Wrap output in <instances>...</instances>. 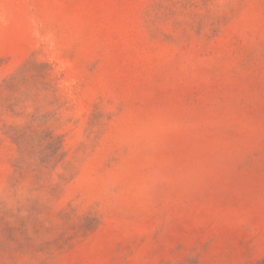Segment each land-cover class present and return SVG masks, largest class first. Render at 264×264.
I'll use <instances>...</instances> for the list:
<instances>
[{
  "label": "rangeland",
  "instance_id": "rangeland-1",
  "mask_svg": "<svg viewBox=\"0 0 264 264\" xmlns=\"http://www.w3.org/2000/svg\"><path fill=\"white\" fill-rule=\"evenodd\" d=\"M0 264H264V0H0Z\"/></svg>",
  "mask_w": 264,
  "mask_h": 264
}]
</instances>
